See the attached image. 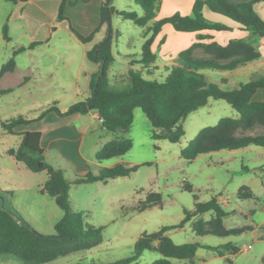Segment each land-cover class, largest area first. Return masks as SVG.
Returning a JSON list of instances; mask_svg holds the SVG:
<instances>
[{
	"label": "trees",
	"instance_id": "16d2710c",
	"mask_svg": "<svg viewBox=\"0 0 264 264\" xmlns=\"http://www.w3.org/2000/svg\"><path fill=\"white\" fill-rule=\"evenodd\" d=\"M5 1L16 4L26 0ZM263 1L195 0L191 15L183 16L174 13L168 17L155 19L161 0H133V3L142 9L141 16L135 11L116 10L111 5V0H103L100 6V23L91 34L82 36L72 30L79 40L88 42L102 25L106 27L105 36L86 52L87 59L98 65L97 70L90 77L88 97L70 105L64 111L57 107V102H53V105L40 117L50 111L59 116L97 111L101 127L114 134L113 139L104 143L96 151L95 159L100 162L120 157L131 148V139L120 134L127 132L131 127L135 108H140L149 120L151 138L165 139L175 143L184 135L182 121L191 112L206 105L209 98H214L229 104L236 111L237 117H222L216 125L200 129L196 136L180 150V157L193 160L202 154L241 150L250 146L264 149V131L256 134L244 133L254 131L256 128H264V101L253 100L255 91L264 89V74L240 83L238 87L229 91L222 90L216 83L209 82L204 74L205 71H233L260 59V53L250 41L230 39L223 45L217 42L209 44L195 42L177 54L174 64L162 80L147 78L144 73V68L156 61L157 56L151 50V44L165 24H170L179 32L231 30L230 27L221 23L206 19L203 15L205 6L211 12L239 24L241 29L248 31L251 35L264 37V20L253 8L254 4ZM66 3L67 0H60L56 16L58 21L65 18L63 10ZM113 15L130 20L139 27H145L149 21L153 23L146 28L145 37L148 34L149 36L141 46L139 59L134 61L140 64V68L130 69L126 77L110 81L107 72L114 60L111 51L115 34L111 25ZM2 37L5 41H10L6 23L2 26ZM162 42L163 39H161ZM40 43L32 42L27 47L21 46L15 49L13 54L33 48ZM197 48H201L207 56L195 57L194 50ZM14 55L1 65L0 77L14 69ZM9 91L0 90V95ZM31 121L33 120L17 116L6 120L0 119V125L7 133L13 134L16 126L28 124ZM21 135L20 146L15 152L16 160L22 162L32 172L47 174L42 191L54 199L62 209L63 216L54 225V234L43 235L30 225L19 222L12 212L0 207V256H10L20 264H46L59 257L81 253L99 245L102 242L103 227L88 224L82 212H76L71 208L70 184L106 182L109 179L128 175L133 168H127L118 163L112 167L101 168L97 174L87 171L86 174L76 175L69 180L64 175V169L54 168L44 160L39 131H25ZM184 186L190 189L187 184ZM237 196L241 199H249L253 194L246 186H242ZM160 200L159 193L150 192L145 204L136 208L139 211L158 205ZM205 214H209V219L204 218ZM225 215V211L218 202V196L211 197L205 202H199L194 196L193 208L183 209V218L178 224L163 226L151 233H142L135 240L129 257L114 262L91 264H129L137 261L146 250L156 251L160 255V258L151 264H172V259L187 260L189 264H194L198 248L213 250L219 256L236 254L238 248L230 243L218 246L194 242L176 244L167 235L169 230L182 228L187 223H190L196 236L226 237L241 234L245 228L225 229L223 227L222 217Z\"/></svg>",
	"mask_w": 264,
	"mask_h": 264
},
{
	"label": "rangeland",
	"instance_id": "374dc122",
	"mask_svg": "<svg viewBox=\"0 0 264 264\" xmlns=\"http://www.w3.org/2000/svg\"><path fill=\"white\" fill-rule=\"evenodd\" d=\"M118 1L123 10L141 14L140 7L134 5L133 0L131 4L130 0ZM82 2L84 0H67L66 5L73 12L79 10ZM12 8L11 2L0 0V65L9 59L12 48L28 42L25 29L18 23L8 20ZM63 15L64 19L70 23L71 18L65 15V12ZM5 23L8 26L9 42L2 37V26ZM71 25L73 28L72 22ZM52 27L54 29L56 25ZM113 27L115 30H113L115 33L113 38L117 36L112 43L118 44L120 54H123L125 47L128 49L130 47V52L140 55L139 39L142 27L119 16L113 23ZM51 34L53 39H61L56 45V51L61 55L64 53V42L69 44L68 39L72 37L67 30L62 28L54 29ZM258 38L261 39V37ZM262 48L264 49V46ZM77 54H79L78 51ZM22 56L27 55H21L18 60L19 65L27 61L26 57ZM63 60L60 58L54 63L56 74L62 77L67 74ZM111 64H114V60ZM75 70L74 66L73 71ZM242 75L243 73L227 74L226 80L221 81V85L229 84L237 87L238 81H246ZM162 77L160 73L154 76L159 80H162ZM219 87L222 90H231L220 85ZM86 97H88V92L80 94L62 92L58 89H49V87L13 88V91L0 95V119L27 117L33 120L27 124V126L33 124L30 126L33 129L37 127L40 116L53 105V102H57L59 109L65 110ZM222 117H237V113L225 101L209 98L206 105L191 112L182 121L184 135L178 142L173 143L165 139L151 138L149 120L140 108H135L131 127L127 132L120 134L131 139L132 146L120 157L100 162L95 159L96 151L114 138L113 133L98 126L82 141L80 150L75 146H67L62 160L52 150H46L44 160L54 168L64 169V175L69 180L78 175L73 168L86 167L92 174H97L101 168L111 167L110 165L116 162L124 167L133 168L128 175L109 179L106 182L70 184L71 208L76 212H82L88 224L103 227L102 242L87 251L59 257L46 264H75L78 262L91 264L124 259L131 255L134 242L142 233H151L163 226L178 224L183 218V209L193 208L194 196L199 202H205L211 197L222 195L228 199L229 206L232 207L237 201L239 188L249 185L246 182L252 185L257 183L260 187L261 183H264V155L261 153L263 151L261 147L250 146L241 150L211 152L199 155L193 160L180 157V150L196 136L200 129L216 125ZM263 131L264 128H256L254 131L244 133L256 134ZM21 133L9 134L0 125V194L3 196L1 201L3 200L4 205L11 210L19 222L30 225L43 235H52L55 233L54 225L63 216V211L53 198L42 191L48 177L47 174L32 172L22 162L16 160L15 152L20 146ZM48 137H51V134ZM95 141L96 143L102 141V144L93 150ZM44 145H47V140ZM82 156L88 159L87 162L83 163ZM185 184L190 189H187ZM150 192L160 194V203L138 211L137 208L145 204ZM204 216L209 217V214ZM167 235L176 244L194 242L201 245H217L226 240L210 235L196 236L190 224H186L182 229H171ZM227 238L230 240L239 238L241 247L245 244H252V248L233 254L237 259L235 263L222 258L205 262H198L200 259L195 258V263L254 264L252 256L260 251L258 244L255 245L251 238L244 235ZM197 252L201 254L202 248H198ZM158 258H160L158 252L146 250L137 261L129 264H151ZM172 260L175 264H184L183 261ZM0 264L20 263L10 256H0Z\"/></svg>",
	"mask_w": 264,
	"mask_h": 264
},
{
	"label": "crops",
	"instance_id": "0c3cea01",
	"mask_svg": "<svg viewBox=\"0 0 264 264\" xmlns=\"http://www.w3.org/2000/svg\"><path fill=\"white\" fill-rule=\"evenodd\" d=\"M131 1L132 0H130V4ZM194 1L195 0H161L155 19L168 17L174 13H179L183 16L191 15ZM102 2L103 0L84 1L81 3L79 10L73 12H71V9L65 5L63 12L71 18V22L74 26L73 28L71 27V22L69 23L65 19L58 21L56 18L60 0H26L16 4L12 3L13 8L10 11L8 20L12 23H18L20 27L25 29V33L28 36V42L21 43L17 47L12 48L11 56L14 55V50L21 46L27 47L32 42L41 43L13 56L15 61L14 69L11 72L4 73L0 77V90H10L9 92H11L13 91V88L49 87V89H58L62 92H73L78 94L81 92H88L89 95L90 77L91 74L97 70L98 65L87 59L86 52L105 36L106 27L102 25L99 30L94 33L93 38L88 42H82L79 40L72 30H75V32L77 31V33L82 36L91 34L100 23V6ZM111 5L114 6L116 10H123L118 0H111ZM253 8L264 20V1L254 4ZM133 10H135V8ZM140 11L141 14L138 15L141 16L143 13L141 8ZM203 15L209 21L221 23L230 27L231 30L179 32L170 24L163 25L161 31L156 35L151 44V50L156 54L157 58L154 64L144 68V73L147 78L156 79L154 76L159 73L162 74V78H164L170 67L174 64L177 54L195 42H200L201 44L217 42L223 45L230 39H244L250 41L260 53V59L247 63L233 71H205L204 74L206 75L207 80L216 83L217 85L219 84L226 89H234L236 88V85H221V81L226 80L227 74L243 73L242 78H245L246 81H238L237 85L245 83L257 75L264 74V49L262 48L264 46V43L262 42L264 41V37H261L260 39L251 35L248 31L241 29L239 24L220 14L211 12L206 6L203 8ZM117 17V15L111 17L113 30V23L117 20ZM152 23L153 21H149L145 27H142L141 38L139 39L140 46H142L144 40L149 36L148 34L145 37V32L146 28L150 27ZM53 25H56V28L54 29L62 28L67 30L70 37H72L68 39L69 44L64 42V53L61 55L56 51V45L61 39H53L51 34L54 30L52 27ZM199 37H201V39H198ZM115 38H113V41L116 40ZM161 39H163L162 43ZM258 42V45L261 47L257 45ZM119 50L118 44L112 43L111 51L114 56V64H111L107 72L110 81L117 80L120 77H126L130 69L140 68V64L134 63V61L139 59L140 55L130 52V47L129 49L125 47L123 54H120L121 52ZM77 51L79 54H77ZM23 54L27 55L22 56L26 57L27 61L19 65L18 60ZM194 56L206 57L207 55L203 53L201 48H197L194 50ZM60 58L64 59L63 65L67 71V74L63 77L58 73L56 74L55 71L54 63ZM2 64L3 63H1V65ZM74 66L76 69L75 72L73 71ZM71 67H73L72 70L70 69ZM253 100L264 101V89H257L253 95ZM60 110L64 111L62 109ZM32 125L33 124L29 126H27V124L18 125L14 128V131H39L41 133L40 146L43 149V155L45 156L46 150H52L61 160L63 159V152L67 146H75L80 150L82 141L85 137L89 133H92V131L95 130V127L98 126L102 128L101 120L95 110L89 111L86 114L75 113L65 116H59L55 112L50 111L40 117L37 127L31 129L30 126ZM50 134L51 137H48ZM46 140L47 145L45 146L44 143ZM101 144L102 141L99 143H96V141L93 142V150H95L94 148H99ZM261 153L264 155V149ZM87 160L86 157L82 156L83 163L87 162ZM116 163L110 166L112 167ZM73 169L78 175H84L89 170L86 167ZM246 184H249L246 187L253 196L249 199H241L237 196V201L232 207L229 206L228 199L222 195L218 196V202L226 214L222 217V225L225 229L245 228L241 234L235 235L234 237H241L244 235L245 237L251 238L252 243L255 245L258 244L260 246V251H258L257 255L252 256L253 262L254 264H264V183H261L260 187L257 183H253L252 185L251 183L246 182ZM204 218L206 220L209 219V217L205 216ZM215 237L225 238L226 240L225 242L222 241L217 245L211 246L230 243L236 246L238 251L252 248V244H245L241 247L239 244V238H233L230 240L227 238L228 236ZM207 252L210 254L207 255ZM195 258L200 259L198 262H205L216 258L230 260L234 263L237 260L234 255H232V257L230 254L219 256L215 251L205 248H202L201 254L197 252ZM195 258L194 264H197L195 263ZM179 261H183L184 264H189V261L187 260ZM171 262L172 264H175L174 260H171Z\"/></svg>",
	"mask_w": 264,
	"mask_h": 264
},
{
	"label": "water",
	"instance_id": "95a60500",
	"mask_svg": "<svg viewBox=\"0 0 264 264\" xmlns=\"http://www.w3.org/2000/svg\"><path fill=\"white\" fill-rule=\"evenodd\" d=\"M2 197L3 196L0 194V207L11 212V210L4 205L3 200L1 201Z\"/></svg>",
	"mask_w": 264,
	"mask_h": 264
},
{
	"label": "built area",
	"instance_id": "2783aa9c",
	"mask_svg": "<svg viewBox=\"0 0 264 264\" xmlns=\"http://www.w3.org/2000/svg\"><path fill=\"white\" fill-rule=\"evenodd\" d=\"M250 247V246H249Z\"/></svg>",
	"mask_w": 264,
	"mask_h": 264
}]
</instances>
